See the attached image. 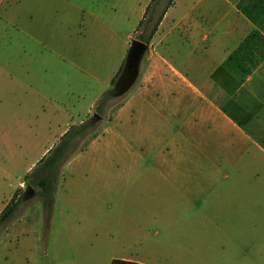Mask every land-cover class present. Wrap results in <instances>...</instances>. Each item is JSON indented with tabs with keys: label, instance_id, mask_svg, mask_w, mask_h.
<instances>
[{
	"label": "crops",
	"instance_id": "obj_1",
	"mask_svg": "<svg viewBox=\"0 0 264 264\" xmlns=\"http://www.w3.org/2000/svg\"><path fill=\"white\" fill-rule=\"evenodd\" d=\"M159 2H133L127 4L132 12L124 13L120 9L125 4L119 0H66L67 30L73 40L84 42L91 40L94 31L100 36L104 27L114 37L116 30L110 25L118 17L123 21L129 18L133 23L127 32L129 44L141 30V20L146 16L152 21ZM173 40L178 44L175 53L170 52ZM159 44L164 51L157 50ZM72 48L50 50L46 66L38 64L46 54L32 51V55L25 54L24 63L8 70L10 82L0 95V213L12 199L28 191L26 180H12L13 169L23 168L26 173L71 125L70 120L61 125L60 116L71 114L65 104L74 93L77 66L72 55L76 50L82 52L75 43ZM148 49L151 61L142 85L107 123L122 118L136 103H164L169 106V115H178L179 120L165 145L168 153L180 151L188 133L194 131L196 158L136 161L130 167L143 170L126 189L119 167L109 161L73 163L72 174L78 173L76 168L97 169L92 171L91 182L99 189L100 199L93 192L95 198L89 200V206L97 212L100 202L103 204L100 248L107 253L113 247L107 256L109 264L115 257L163 264V258L177 254L173 246L181 247V239L190 231L196 244L206 247L205 253L211 249L212 264H264V0H172L149 39ZM172 56L180 57L178 68L169 59ZM124 60L122 56L113 75ZM99 94L90 98L87 114ZM136 109L140 110L138 106ZM105 126L84 152L108 132ZM32 153L36 154L27 162ZM105 171L110 173V180L102 178ZM80 180L69 177L62 181L68 187L66 200L71 205L76 194L69 191H76ZM102 195L112 199L113 208L108 212ZM129 199L136 204H132L135 210L126 203ZM140 202L145 203V210H138ZM189 202L196 209L194 227L186 223L175 228L170 216H177L179 211L181 215ZM156 206L166 217L160 229L153 226L159 209ZM15 211L0 223V242L5 243L16 231L22 234L29 230L22 218L26 216L13 219ZM85 213L86 224L95 221L94 213H88L87 208ZM75 223L69 213L66 229L73 231L70 225ZM177 229L180 235L174 237ZM94 231L97 223L89 227V232ZM21 242L34 241L25 235ZM0 261L12 264V257L4 256Z\"/></svg>",
	"mask_w": 264,
	"mask_h": 264
},
{
	"label": "rangeland",
	"instance_id": "obj_2",
	"mask_svg": "<svg viewBox=\"0 0 264 264\" xmlns=\"http://www.w3.org/2000/svg\"><path fill=\"white\" fill-rule=\"evenodd\" d=\"M119 1H123L125 4V7L120 11L127 13L132 12L131 6L128 5L133 2L137 5L142 0ZM166 1L160 0L152 21L148 25L144 23L134 38H138L141 34H148L153 20ZM116 21V23L110 25L116 30L117 35L114 37L111 36L110 30L105 27L100 36L95 34L94 30L96 28L92 25L94 32L91 33V40L84 42L73 40L68 33L67 29L70 24L66 0H0V95L3 96L4 87L10 82L8 77L9 68L24 63L25 54L32 55V51H43L46 56L42 57L38 64L46 66L50 63L47 60L50 50L71 51L73 50L72 45L75 43L77 47L82 48V52L76 50V53L72 55L77 66L74 93L70 95L69 101H66L65 104L71 114L70 116L68 114L67 116L61 115L60 123L62 125L65 121L70 120L71 125H77L94 118V126L78 141V148L81 149L72 153L62 163L57 172L51 191L52 205L50 209L45 207L44 197L36 192L35 189H38V186H35V189L27 194L22 193L16 200V211L13 219L21 218V215L26 216L22 218H25L29 230L27 233L22 234L20 231H16L14 232L16 234L6 239L5 243L0 242V260L4 256H11L12 264H109L107 256L113 251V247L105 253L99 246V219L103 204L100 202L101 209L97 212H94L95 207L89 206V200L95 198L93 192L99 198V189L91 182V178L94 177L92 171L95 172L97 169L76 168L78 173L72 174L73 163L78 162L89 165L96 161H109V163H113V166L119 167L121 181L124 183L123 188L126 189L127 183L137 177L143 170L140 167H130L136 161L143 162L160 158L195 160L196 158L194 131L191 134L188 133V140L184 142L180 151L176 149L168 153L169 147L165 145L173 134L175 127L179 126V120L176 119L178 115H169V106L164 105V103L150 105L136 103L140 110L136 109L137 106L132 109L129 108L123 114V117L119 119L122 120L121 123H119V120L107 123L108 120L113 119L117 108L121 106L125 99L137 92L138 86L142 85L141 81L145 79L151 61L148 46L139 61L135 82L128 88L124 86L121 92L109 98L100 111H97L94 106L90 114L85 112L90 98L96 92H100V96L106 89L114 86V83L109 81V77L115 72L116 65L119 64L122 56L126 59L131 44L130 42L127 44V32L131 29L133 23L130 22L129 18H125L123 21V18L118 17ZM147 44L149 45V41ZM177 45L173 40L170 52L175 53L178 48ZM164 48L163 44L157 46V50L161 52L164 51ZM179 58L177 56L169 57L177 68L179 67ZM124 65L125 60L122 63V69ZM159 93L160 91L157 90V94ZM93 113H97V116H93ZM105 125L109 128L108 132L94 146L84 152L89 142L102 132ZM58 140H55L56 143ZM35 154H29L27 162H30ZM33 167L28 169L27 172L30 173ZM81 170H85L86 173L83 174ZM106 170L111 171L112 168L106 167ZM27 172L24 173L23 168L13 169L12 180L14 182L21 179L26 180ZM69 177L81 178L76 185L77 190L69 191L71 195L76 194L73 205L66 200L68 187H66V184H62V181L67 180ZM84 177H90V179H84ZM105 177L110 180V173L105 171L102 178ZM101 198L104 199V210L110 211L113 208L110 205L112 199L104 195ZM131 200L129 199L126 203L135 210L136 204ZM144 207L145 203L140 202L138 210H145L146 207ZM86 208L88 213H94L95 215V221L89 222V224H86L84 219ZM20 209L23 212H20ZM156 209L157 217L153 226L155 229H160L162 224L166 223L164 222L166 217L162 215V209L159 206H156ZM71 211H75L74 214ZM69 213L76 221L75 224L70 225L73 229V231H70L71 233L65 226ZM195 213L194 203L189 202L183 207L181 215L179 211L177 216H170V222L175 228L186 223L189 227H194ZM80 219L81 221L78 222ZM0 223L2 224L3 221ZM18 223L19 221L14 224ZM96 223L97 231L89 232V227L91 228ZM129 223L130 221L126 220L124 224L128 225ZM79 224L81 225L78 226ZM25 235L33 237V244L21 242V238ZM179 235L180 229H177L174 237ZM178 240L177 238L176 243H178ZM172 251L177 252V254L163 258L165 260L163 264H212L211 249H207L208 253H205L206 247L196 244L194 232L189 231L181 239V247L175 248L173 246Z\"/></svg>",
	"mask_w": 264,
	"mask_h": 264
},
{
	"label": "trees",
	"instance_id": "obj_3",
	"mask_svg": "<svg viewBox=\"0 0 264 264\" xmlns=\"http://www.w3.org/2000/svg\"><path fill=\"white\" fill-rule=\"evenodd\" d=\"M158 1V0H153ZM172 2V0H167L161 9L160 13L157 15L155 21L152 23L149 28V32L147 35H140L139 37L148 42L152 34L154 33L158 22L166 9V7ZM149 8L147 7L146 12H148ZM148 25L149 18H143L139 23V29L143 24ZM123 69L121 68L117 71L116 74L111 78V83H114V86L106 89L101 95L98 97L97 103L95 107L97 111H100L104 105V103L111 97L117 95L119 92L123 90L120 87L121 73ZM94 126V118L88 119L85 122H82L77 125H71L59 138L57 143L49 149V151L43 155L35 166L32 168L31 172L26 176V183L28 187L35 189V186H38V189H35L37 193L44 197V205L47 209H50L52 205V197L51 191L53 188V184L56 179L57 172L59 171L60 166L64 161H66L72 153L78 148V141L86 135L88 130ZM29 193V191H27ZM25 194V192H23ZM16 206V200L12 199L10 203H8L5 208L0 213V222L7 218L11 212L14 210ZM110 264H143L137 261L127 260L123 258H112Z\"/></svg>",
	"mask_w": 264,
	"mask_h": 264
},
{
	"label": "water",
	"instance_id": "obj_4",
	"mask_svg": "<svg viewBox=\"0 0 264 264\" xmlns=\"http://www.w3.org/2000/svg\"><path fill=\"white\" fill-rule=\"evenodd\" d=\"M147 43L144 42L143 40H140L138 38H133L131 40V44L125 59V65L123 69L127 67H134L133 71L131 72L130 78L128 79L125 87L128 88L135 78L137 77L138 74V67H139V61L144 53V51L147 48ZM93 116H97V113H93ZM28 191H33V188L28 187Z\"/></svg>",
	"mask_w": 264,
	"mask_h": 264
},
{
	"label": "flooded vegetation",
	"instance_id": "obj_5",
	"mask_svg": "<svg viewBox=\"0 0 264 264\" xmlns=\"http://www.w3.org/2000/svg\"><path fill=\"white\" fill-rule=\"evenodd\" d=\"M138 39H140V38L138 37ZM140 40H142V39H140ZM144 42H145V41H144ZM133 68H134V67H127V66H126V67L123 69V71H122V73H121V80H120V87H121V88H123V87L126 85L128 79L130 78L131 72L133 71ZM27 189H28V188H27Z\"/></svg>",
	"mask_w": 264,
	"mask_h": 264
}]
</instances>
